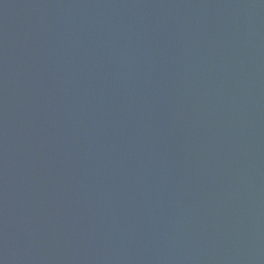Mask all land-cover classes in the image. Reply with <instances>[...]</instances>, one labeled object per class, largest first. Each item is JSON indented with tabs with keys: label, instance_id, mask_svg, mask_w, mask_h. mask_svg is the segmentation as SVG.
I'll use <instances>...</instances> for the list:
<instances>
[{
	"label": "water",
	"instance_id": "water-1",
	"mask_svg": "<svg viewBox=\"0 0 264 264\" xmlns=\"http://www.w3.org/2000/svg\"><path fill=\"white\" fill-rule=\"evenodd\" d=\"M0 264H264V0H0Z\"/></svg>",
	"mask_w": 264,
	"mask_h": 264
}]
</instances>
